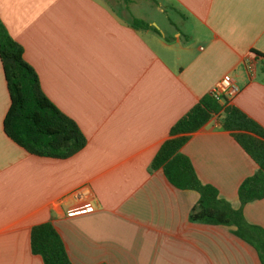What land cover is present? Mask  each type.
Masks as SVG:
<instances>
[{"label": "crops", "instance_id": "0c3cea01", "mask_svg": "<svg viewBox=\"0 0 264 264\" xmlns=\"http://www.w3.org/2000/svg\"><path fill=\"white\" fill-rule=\"evenodd\" d=\"M140 1L164 16L143 20L156 32L128 23L136 1L125 18L103 0H0L43 94L86 140L62 160L11 142L0 64V264H43L30 231L44 223L71 264H261L232 227L190 223L198 194L149 167L174 123L224 75L239 88L228 103L264 130V0ZM181 153L202 184L264 229V198L241 205L237 195L257 166L216 117ZM81 187L88 200L71 198Z\"/></svg>", "mask_w": 264, "mask_h": 264}, {"label": "trees", "instance_id": "16d2710c", "mask_svg": "<svg viewBox=\"0 0 264 264\" xmlns=\"http://www.w3.org/2000/svg\"><path fill=\"white\" fill-rule=\"evenodd\" d=\"M128 12L134 0H117ZM148 1V0H145ZM135 30L149 29L148 23L130 16ZM0 64L9 97L3 118L5 136L26 153L38 157L67 159L86 143L77 125L61 113L43 94L34 70L23 59V49L7 32L0 19ZM216 117L219 127L230 132L235 142L252 159L255 172L240 183L237 195L241 205L264 198V130L225 99L210 95L200 99L169 130L168 138L155 154L150 171L160 169L175 189L194 191L198 200L190 209L188 221L205 225L232 227V234L251 246L264 264V229L249 224L240 210L218 197L211 185L202 184L188 157L181 153L190 134ZM30 251L43 264H71L63 242L50 223L36 225L30 231Z\"/></svg>", "mask_w": 264, "mask_h": 264}, {"label": "built area", "instance_id": "2783aa9c", "mask_svg": "<svg viewBox=\"0 0 264 264\" xmlns=\"http://www.w3.org/2000/svg\"><path fill=\"white\" fill-rule=\"evenodd\" d=\"M245 71L247 74H254V61H247L245 63ZM239 92V88L234 82V80L229 75H224L220 78L212 87L209 95L222 102L224 99L226 101L231 100ZM71 198L77 201L88 200L89 190L86 187H81L71 194Z\"/></svg>", "mask_w": 264, "mask_h": 264}, {"label": "rangeland", "instance_id": "374dc122", "mask_svg": "<svg viewBox=\"0 0 264 264\" xmlns=\"http://www.w3.org/2000/svg\"><path fill=\"white\" fill-rule=\"evenodd\" d=\"M105 3L109 4L113 9L117 10L119 15L121 17H128V13L125 12V9L122 5L119 4L117 0H103ZM136 1V6L133 7V5L130 6V9H134L133 13L135 17H138L142 20L144 19H154L157 22H159L161 19H163L164 16H162L156 8L151 6V3L149 2H143L140 0H134ZM158 1V0H155Z\"/></svg>", "mask_w": 264, "mask_h": 264}]
</instances>
